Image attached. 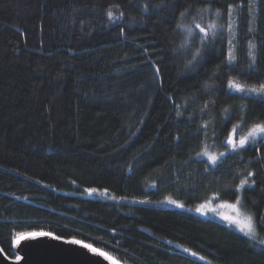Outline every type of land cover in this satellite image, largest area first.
<instances>
[{
	"label": "trees",
	"instance_id": "16d2710c",
	"mask_svg": "<svg viewBox=\"0 0 264 264\" xmlns=\"http://www.w3.org/2000/svg\"><path fill=\"white\" fill-rule=\"evenodd\" d=\"M189 5L211 7L197 16L202 25L218 9L220 24H231L194 72L174 52L184 39L178 13ZM109 8L123 19L110 22ZM229 52L236 66L205 90ZM229 78L264 82V0H0L3 253L14 257L20 235L47 232L121 264H264V246L190 210L235 202L252 171L242 203L264 215V142L215 168L199 158L226 152L234 125L238 137L264 120V98L229 92Z\"/></svg>",
	"mask_w": 264,
	"mask_h": 264
},
{
	"label": "snow or ice",
	"instance_id": "6c2138e0",
	"mask_svg": "<svg viewBox=\"0 0 264 264\" xmlns=\"http://www.w3.org/2000/svg\"><path fill=\"white\" fill-rule=\"evenodd\" d=\"M142 11L147 13L150 8V3L145 2L141 5ZM232 5L228 6V12L231 13ZM210 13L211 7H203L193 9L191 5L184 8L182 11L178 13L179 21L176 23V29L180 30L184 35V39L179 43L178 47L174 49V52L178 53L184 62V70L188 72H194L196 68L202 63L205 57L211 59L212 53L210 49L213 47L217 34L219 31H222L221 28L218 27L217 21L212 20L207 24V26H203L201 22L197 20V16L202 13ZM107 18L110 22H115L117 20H122L124 17V13L121 11L118 16L114 15L111 8L106 10ZM215 16L219 18L221 16V12L219 9L216 11ZM135 19V17H133ZM185 20H190V23H185ZM229 31L231 30V24L228 25ZM121 34H124V29L121 28ZM196 37L199 38V43L197 46L193 47L196 41ZM251 47V45H250ZM162 56V53H161ZM252 63H255V57H252ZM232 66H236V58L232 55L231 52L227 55V61L223 64L216 63L213 68L211 75L207 77V79L203 83V88L205 90L211 89L213 87L215 78H218V74L220 73L222 68ZM155 74L157 77L160 76L159 67L155 68ZM227 88L229 92L252 95L255 94L257 97L264 98V82L260 83L258 86L246 87L244 84L237 83L235 79L229 78L227 79ZM260 103H264V99L259 101ZM179 107V106H177ZM208 107L207 103L200 109L203 112ZM242 110H246V106H242ZM226 114L229 112V108H224L223 110ZM181 115L180 112H177V116ZM225 119H228L226 116ZM208 125L202 124L201 128L206 129ZM241 125H234L231 131L228 133L227 138L223 142V146L227 149L226 152H220L219 154H210L207 151L199 153L200 156H206L207 160L211 163V165L215 168L218 167L220 163L226 162V159L232 153L239 154L241 151H247L248 145L250 142L255 144L257 141L264 142V120L260 122L253 123L249 128L246 134L240 135L237 137V132L240 129ZM264 146V143H262ZM253 151H256L254 148ZM264 159V157H261ZM255 175L254 172L248 171L244 174L243 178L239 180L238 185L236 186V200L234 203H223L221 207H227L232 210L235 215L222 216L221 218L229 223V226H236L239 228V231L247 237L249 240L254 241L253 246H264V235L261 233L264 232V215L256 216L255 213L252 214H244L245 209L242 203L243 200V192L249 188H252L255 185V180L250 179ZM91 194V192L96 191L95 189L87 190ZM215 199V197H214ZM169 203L175 204L176 207H183L182 204H177L174 200H169ZM211 202L206 204H201L196 211L201 212V214H206L205 209L209 208ZM29 235L36 236H49L51 233L41 232V233H31ZM26 238V236L22 235L16 238V242L19 243L21 239ZM53 239H60L58 236H53ZM66 243L72 244H81L79 240H70L65 241ZM84 248H87L89 251L96 253L98 249L92 247L89 244H83ZM185 251H188L185 249ZM99 255L105 257L106 260L113 261V264H118L114 258L102 251H99ZM195 255V253H193ZM203 259V257H201Z\"/></svg>",
	"mask_w": 264,
	"mask_h": 264
},
{
	"label": "water",
	"instance_id": "95a60500",
	"mask_svg": "<svg viewBox=\"0 0 264 264\" xmlns=\"http://www.w3.org/2000/svg\"><path fill=\"white\" fill-rule=\"evenodd\" d=\"M29 234L31 233L23 234L26 238L21 239L19 243L16 239L13 241V258L7 257L0 248V264H113V261L99 255L100 250L93 253L84 248L83 242L72 244L65 241L74 239H53L52 234L49 236Z\"/></svg>",
	"mask_w": 264,
	"mask_h": 264
},
{
	"label": "rangeland",
	"instance_id": "374dc122",
	"mask_svg": "<svg viewBox=\"0 0 264 264\" xmlns=\"http://www.w3.org/2000/svg\"><path fill=\"white\" fill-rule=\"evenodd\" d=\"M212 20H216L217 21V24H218V27L219 28H221L223 31H227L229 28H228V26H222L221 24H220V21H218V18L215 16V15H209L208 17H207V19L206 20H204V24H203V26H207V24L209 23V22H211ZM229 21H228V25H229ZM246 134V133H245ZM239 137V136H238ZM251 143V142H250ZM210 154H216V153H210ZM199 158H202V159H204L210 166H212L211 165V163L207 160V157L206 156H199ZM92 193H96V192H91V194ZM90 194V193H89ZM229 203H234V202H229ZM168 206H170V207H176V205L175 204H172V203H169V202H167L166 203ZM177 204H179V203H177ZM221 204H223V203H218V202H211L210 203V205H209V208H207V209H205L204 211H205V213L206 214H201V212H197L196 211V209L200 206H196L194 209H190L194 214H196V215H198L199 217H202V218H206V219H211V220H214V221H217V222H219V223H222L223 225H225V226H227L228 228H230V229H232V230H234V231H236V232H238V233H240V234H242L240 231H239V228L238 227H236V226H232V227H230L229 226V223L227 222V221H225V220H223L221 217L222 216H228V215H235L233 212H232V210L230 209V208H227V207H221L220 205ZM179 208H181V207H179ZM244 214H246L247 215V213L245 212ZM243 235V234H242ZM19 237V236H18ZM114 260H116V259H114ZM117 261V260H116ZM118 263H120L119 261H117ZM121 264V263H120Z\"/></svg>",
	"mask_w": 264,
	"mask_h": 264
}]
</instances>
